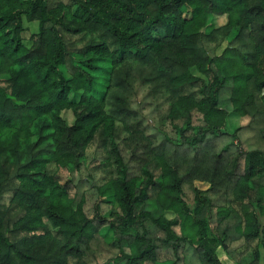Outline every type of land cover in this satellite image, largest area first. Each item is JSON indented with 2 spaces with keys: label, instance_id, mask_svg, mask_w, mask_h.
Here are the masks:
<instances>
[{
  "label": "trees",
  "instance_id": "trees-1",
  "mask_svg": "<svg viewBox=\"0 0 264 264\" xmlns=\"http://www.w3.org/2000/svg\"><path fill=\"white\" fill-rule=\"evenodd\" d=\"M261 119L264 0H0V264H258Z\"/></svg>",
  "mask_w": 264,
  "mask_h": 264
},
{
  "label": "rangeland",
  "instance_id": "rangeland-1",
  "mask_svg": "<svg viewBox=\"0 0 264 264\" xmlns=\"http://www.w3.org/2000/svg\"><path fill=\"white\" fill-rule=\"evenodd\" d=\"M225 19L224 17H217L216 19L213 20V24L215 27L224 24ZM24 27L26 28L27 34L30 33H34L36 32V24L34 22H23ZM65 77H67L66 74H64ZM144 114H147V112L145 111ZM64 116L66 117L67 120H70V115L68 113H65ZM246 122V121H245ZM264 125V121L261 119L260 121H258V123L256 124L257 127L263 126ZM257 127H255L253 125V129L250 130L249 132H246L244 134H242V138L245 139L246 141V145H248V147H260V148H264V139H261L259 137V134L257 132ZM199 186V185H198ZM263 207H264V203H263ZM262 222H264V215L261 217ZM105 233V229H103L101 231V234L103 235ZM252 250H247L246 254L244 255V260L245 262H248L250 260V254H251ZM112 254L111 251L107 250V248L100 243H97L93 246L92 248V254L90 256V260L97 262V261H103L105 259H107L108 257H110ZM264 258V255H263ZM263 261L260 260L258 264H262Z\"/></svg>",
  "mask_w": 264,
  "mask_h": 264
}]
</instances>
